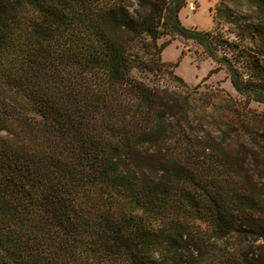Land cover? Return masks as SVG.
Returning a JSON list of instances; mask_svg holds the SVG:
<instances>
[{"label": "trees", "instance_id": "1", "mask_svg": "<svg viewBox=\"0 0 264 264\" xmlns=\"http://www.w3.org/2000/svg\"><path fill=\"white\" fill-rule=\"evenodd\" d=\"M188 1L0 0V264H264V0L208 31ZM167 36L243 102L188 88Z\"/></svg>", "mask_w": 264, "mask_h": 264}, {"label": "rangeland", "instance_id": "2", "mask_svg": "<svg viewBox=\"0 0 264 264\" xmlns=\"http://www.w3.org/2000/svg\"><path fill=\"white\" fill-rule=\"evenodd\" d=\"M219 0H189L186 9L180 14L182 23L191 29L198 31H208L213 27L211 9L215 7ZM171 40L162 53V60L174 66L175 75L190 89L201 86L209 89H222L230 94L238 102L243 99L236 93L227 77L226 71H216L217 64L209 59L203 48L193 41H186L179 37H164L159 40V45L164 41ZM164 79V78H162ZM165 85L170 89H176L179 85L171 77L165 78ZM249 108L258 114H264V105L252 102ZM211 113L217 111L209 110ZM214 125H210V129Z\"/></svg>", "mask_w": 264, "mask_h": 264}, {"label": "crops", "instance_id": "3", "mask_svg": "<svg viewBox=\"0 0 264 264\" xmlns=\"http://www.w3.org/2000/svg\"><path fill=\"white\" fill-rule=\"evenodd\" d=\"M186 8H184L182 11H181V13L180 14H182V12L185 10Z\"/></svg>", "mask_w": 264, "mask_h": 264}]
</instances>
